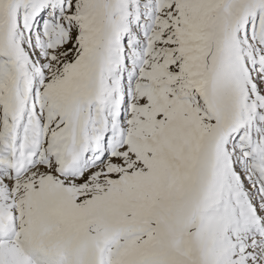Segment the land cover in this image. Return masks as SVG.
<instances>
[{
  "label": "snow or ice",
  "instance_id": "6c2138e0",
  "mask_svg": "<svg viewBox=\"0 0 264 264\" xmlns=\"http://www.w3.org/2000/svg\"><path fill=\"white\" fill-rule=\"evenodd\" d=\"M0 264H264V0H0Z\"/></svg>",
  "mask_w": 264,
  "mask_h": 264
}]
</instances>
